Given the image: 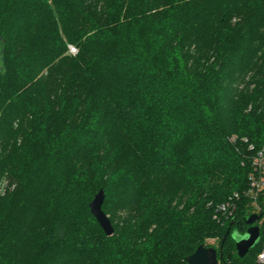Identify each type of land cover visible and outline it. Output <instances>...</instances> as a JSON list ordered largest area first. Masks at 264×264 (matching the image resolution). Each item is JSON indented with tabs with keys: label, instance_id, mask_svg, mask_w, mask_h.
<instances>
[{
	"label": "trees",
	"instance_id": "1",
	"mask_svg": "<svg viewBox=\"0 0 264 264\" xmlns=\"http://www.w3.org/2000/svg\"><path fill=\"white\" fill-rule=\"evenodd\" d=\"M0 63V264H257L264 0H0Z\"/></svg>",
	"mask_w": 264,
	"mask_h": 264
},
{
	"label": "water",
	"instance_id": "2",
	"mask_svg": "<svg viewBox=\"0 0 264 264\" xmlns=\"http://www.w3.org/2000/svg\"><path fill=\"white\" fill-rule=\"evenodd\" d=\"M105 198L106 193L104 189H101L90 203V210L105 234L111 237L114 235L115 230L109 217L103 211ZM261 217L262 215L253 214L247 219L246 224L249 228L245 237L238 239L234 234L239 232L233 233L232 237L236 242V251L240 258H244L251 249L255 248L260 242L262 235L264 236V230L261 231L258 225ZM218 255L219 252L216 248L200 246L192 255L187 257L186 261L188 264H219Z\"/></svg>",
	"mask_w": 264,
	"mask_h": 264
},
{
	"label": "built area",
	"instance_id": "3",
	"mask_svg": "<svg viewBox=\"0 0 264 264\" xmlns=\"http://www.w3.org/2000/svg\"><path fill=\"white\" fill-rule=\"evenodd\" d=\"M69 51L71 54H77V49L73 46L69 47ZM253 168H254V174L250 175V187L247 192V195L252 200L253 205L256 208V211L254 214L262 215L258 225L260 226L261 223H264V210L259 205V199L264 192V147L257 152V154L253 158ZM236 198L239 197V195H235ZM236 210V204L234 201L227 202L219 207V213L224 217L229 215H232V213ZM261 228V227H260ZM261 231H263L261 229ZM264 236L262 235V238ZM257 264H264V244L262 245L258 255H257Z\"/></svg>",
	"mask_w": 264,
	"mask_h": 264
},
{
	"label": "rangeland",
	"instance_id": "4",
	"mask_svg": "<svg viewBox=\"0 0 264 264\" xmlns=\"http://www.w3.org/2000/svg\"><path fill=\"white\" fill-rule=\"evenodd\" d=\"M70 47V46H69ZM0 69H1V64H0ZM234 236H236L238 239L240 238H243V237H245L246 236V233L245 234H239V233H236V234H234ZM211 243H216L215 241H211ZM216 248H218V246L216 247Z\"/></svg>",
	"mask_w": 264,
	"mask_h": 264
}]
</instances>
